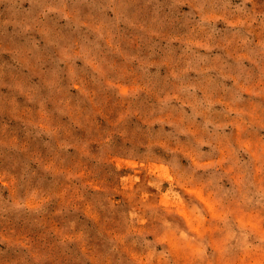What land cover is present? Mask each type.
<instances>
[{
  "label": "clouds",
  "instance_id": "clouds-1",
  "mask_svg": "<svg viewBox=\"0 0 264 264\" xmlns=\"http://www.w3.org/2000/svg\"><path fill=\"white\" fill-rule=\"evenodd\" d=\"M0 5L4 264H264V0Z\"/></svg>",
  "mask_w": 264,
  "mask_h": 264
},
{
  "label": "rangeland",
  "instance_id": "rangeland-1",
  "mask_svg": "<svg viewBox=\"0 0 264 264\" xmlns=\"http://www.w3.org/2000/svg\"><path fill=\"white\" fill-rule=\"evenodd\" d=\"M24 7H29V5L27 3H25ZM6 8V5H0V13H2L3 15H7V12L4 11V9ZM9 31L11 32V28H9ZM0 59H3V57H0ZM11 130V129H10ZM15 132L17 134H21V126L20 125H16L15 126ZM23 138V137H22ZM4 161L3 158H0V168L4 167ZM4 194L5 196L7 195V190H4ZM2 227V226H0ZM18 231H20V229H17ZM0 252H3V255L0 256V264H4V261L6 258L11 257V258H16V251L13 249H7L6 245H0Z\"/></svg>",
  "mask_w": 264,
  "mask_h": 264
}]
</instances>
